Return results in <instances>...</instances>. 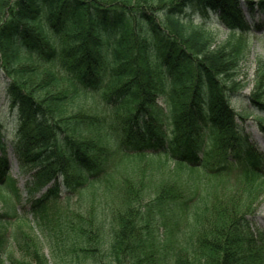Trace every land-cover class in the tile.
Listing matches in <instances>:
<instances>
[{"label":"trees","instance_id":"1","mask_svg":"<svg viewBox=\"0 0 264 264\" xmlns=\"http://www.w3.org/2000/svg\"><path fill=\"white\" fill-rule=\"evenodd\" d=\"M241 3L0 0V74L19 118L13 153L20 173L31 177L28 194L47 188L30 202L31 213L39 220L53 198L64 194L68 202L104 184L97 205L57 235L54 264H150L160 228L178 237L169 264H264V230L255 224L264 159L237 136L249 119L264 133V61L241 95L245 85L233 74L244 45L212 47L190 19L214 14L231 36L243 37L260 29L246 17L264 14V0ZM95 92L101 111L91 116L82 102ZM115 158L134 183L121 180L112 207L104 198L112 194ZM227 158L245 165L231 186L223 180L229 174L212 167ZM9 172L0 122V229L21 260L9 254L8 263L48 264L26 234L33 229L18 213Z\"/></svg>","mask_w":264,"mask_h":264},{"label":"rangeland","instance_id":"2","mask_svg":"<svg viewBox=\"0 0 264 264\" xmlns=\"http://www.w3.org/2000/svg\"><path fill=\"white\" fill-rule=\"evenodd\" d=\"M244 1L248 0H240V2L242 3ZM241 9L244 14H247L245 5H241ZM190 19L194 23V25L203 28L206 34H208L210 38H212V47L225 45V43L229 40H232L233 42L240 41V43L244 45L242 54L237 60L233 76H235L234 79L237 84L245 85V88L242 91L241 95H248L252 87V80L255 74L257 60L264 61V14L257 11L253 19L248 16L246 17V21L249 24L259 25L260 29H255L253 32L248 33L243 37H240L239 35L231 36L228 33L227 29L223 27V25H221V20L219 19V17L214 14H209L205 17L201 16L200 14H194L190 17ZM6 82V79L0 74V122L2 124L3 142L4 144H6L7 154L10 161L9 174L14 182L15 191L18 195V199L16 201L17 210L21 216L25 217V219L29 222L30 227H32L33 229V231L26 234L32 240H34L35 243L39 244L40 252L47 260V263L54 264V260H52L50 256V249L55 247V240L57 235L60 233L61 229H64L68 227L70 223H73L74 219H76V216L87 210L91 206V204L95 206L97 205L99 199L102 197L104 184H102V182H99L95 184L94 187L89 188L85 197H79L78 193H73L71 199L68 202L65 201L64 194H61L57 196V198H53L52 200L48 201V203L43 206V209H39L40 211L37 212L40 213L38 215V217H40L39 220L35 218V216L30 211V202L38 199L41 195H43L46 189L41 190L39 193L29 195L28 190L31 186V178L30 176L22 175L20 173L19 167L14 157L13 145L18 139L17 126L19 118L17 109L12 107L9 98L6 96L4 90L6 87ZM100 101V93L95 92L88 95L82 102L83 110L90 113L91 116H94L96 113L99 114V112L101 111ZM243 102L244 100L241 97H239L238 99L235 98L232 101V106L236 110H240ZM158 107H163V102L160 100L158 101ZM237 136L243 139L247 138L255 146V149L258 150V153L264 159V133L255 123V121L249 119L246 122L242 123ZM119 159L120 158H115L113 161H111L108 169L109 172H113L111 174L110 180L113 182V189L111 196L109 195L108 198L104 199L108 201L112 207L113 204L117 203L118 199L116 198L115 193L118 190L119 184H121V180L123 178H127L131 181L134 180L131 179L132 177L130 170H127L128 177L126 176V174L124 173L125 170L123 169L125 164H121V162H118ZM227 159L228 160H224L212 167H219L222 172H224L225 174H229L228 178H223V180H226V182H230L231 186L234 185L236 181L242 180L241 176H239L238 174L236 175V173L243 170L245 168V165L244 163L235 164L236 160H234L233 158ZM171 171L172 168L170 167L169 169H167L168 174L161 176V178H165L166 176H168ZM173 173H175V171ZM174 175L171 174V177H173ZM141 179H143L145 183L147 181L153 180L148 177H141ZM132 183L134 182L132 181ZM213 185L214 183H212V186ZM220 188L222 189L221 185ZM5 193L12 199L16 198V195L7 190L5 191ZM255 224L259 228L264 230V198L259 201V204L257 206ZM37 225L39 226V229L44 226L49 227L51 233L43 236V234H40L38 232ZM7 232L8 231L0 229V239H2V242L0 244V256L4 261V264H9V254H11L16 263H19L21 261L20 257L15 251L11 242L8 240ZM165 232L162 228H160L159 230H157V232L155 231V233H153L154 236H159L158 238H160V242H152L153 247L157 250V253H155L151 258L154 262H151L150 264H169L166 258L170 257L173 252L178 249V237L176 236L175 232L171 231L169 233L166 231V229ZM161 240L164 242H162ZM142 259H144V256H142ZM150 261L151 260H149V262ZM66 264H68V261L66 262Z\"/></svg>","mask_w":264,"mask_h":264}]
</instances>
